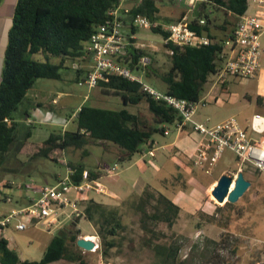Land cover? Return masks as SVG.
Returning <instances> with one entry per match:
<instances>
[{
	"label": "rangeland",
	"instance_id": "374dc122",
	"mask_svg": "<svg viewBox=\"0 0 264 264\" xmlns=\"http://www.w3.org/2000/svg\"><path fill=\"white\" fill-rule=\"evenodd\" d=\"M169 2L175 4L172 0H169ZM252 5L248 9L249 12L254 10ZM199 7V4L196 3L194 11L189 12L190 19L196 10L199 15ZM209 15L212 19L211 32L217 37L225 34L221 28L224 19L227 18L232 23L227 26L229 30L239 21L233 14H225L223 10H216L212 5ZM215 17H217L216 20ZM162 20L160 18L157 22ZM136 34L137 42L144 43V46L137 45L147 51L150 59L148 62L149 67L153 71H157V74L166 72L171 65V60L170 52L164 45L163 36L150 28L143 27L137 28ZM53 59L56 62L58 58ZM262 64L264 66V57H262ZM66 65L60 68V79L37 78L30 89L33 101L42 99L45 102L57 98L58 102L53 104V111L44 105L38 108L36 115H40L42 118L55 116L58 121L50 122L46 119L36 121L31 138V142L35 141L34 144L26 145L23 152L19 154V158L25 161L24 167H19V173H3L5 175L0 177V183L5 178H12L15 181L14 187L17 184L32 190L40 186L51 185L57 179L63 178L69 171V163H82L87 169L91 170L98 169L102 164V167H105V173L100 179L103 192L99 193L106 196V198L96 201L106 207L119 209V218L123 226L115 237L116 245L110 248L107 256L102 255L101 245L97 251H85L82 247H80V251L74 245L72 246L81 254L83 262L87 264H165L164 255L157 252L155 245L171 243H175L180 247L179 257L189 259V264H264V171L257 169L249 162H240L230 149H225L214 165H210L207 160L203 159V156L199 157L195 153L191 157L192 159H187L186 166L179 170L181 166L178 159H173L175 162L173 165H168L166 162L161 164L167 154V151L161 145L175 136L176 131H172L171 134L165 136L161 133L154 134L158 148L156 149L155 142V155L152 157L145 154V152H137L132 160L120 162L110 150V147H107L116 145L113 142L104 140L98 144L89 143L85 145L89 153L84 156H82V148L69 147L63 151L53 150L50 155L55 159L47 157L29 159L32 153L37 150L39 143L46 139L51 132L58 131L62 127L65 129L74 128L75 116L82 103L114 109L122 106L120 97L101 94L99 86L91 88L86 83L80 84L77 80V63L67 61ZM82 65L84 64L82 63ZM142 72L139 71L138 73L142 74L144 83L154 87L159 92L166 90L167 85L160 75H154V73L146 75ZM258 77L239 78L228 76L225 84L214 85L210 75L204 86L193 119L198 123L202 122L211 126L235 117L245 124L257 110H260L257 96L261 90V81ZM98 97H101V99L98 100ZM129 108L136 110L135 105H130ZM141 108L150 118L151 115L147 106H141ZM183 128H185V125H178V129ZM186 128L189 129L190 133L195 132L190 123L186 125ZM165 131L167 133L168 128ZM190 137L193 140L195 135L191 134ZM205 141L207 140L202 136L200 145L204 144ZM203 144L199 146L202 147ZM170 156L168 155V161H170ZM11 163L16 167L15 165L18 162ZM115 164L118 165L117 171L115 170ZM158 165L159 169L156 170L155 168H158ZM240 171L244 173L245 178L251 184L238 201L227 203V200H225L221 203L212 196V203L203 204L189 213L181 215L179 213L172 224L148 218V225L154 231L146 232L142 228L141 212L135 204L139 202L145 189H149L156 197L163 192L172 199L174 193H177L179 189L185 190L193 187L205 191L208 188L207 181H210L220 172L221 175L227 174L235 180ZM110 173L113 174L109 175ZM144 173L148 175V180L146 179L148 182H145V188L141 192H132L126 196L121 195L119 198L109 195L106 185H109L110 177L114 178L119 175V178L123 180L119 181L118 186L113 188L124 190L122 186L124 181L129 182L131 178L136 180L138 177H142ZM199 178H205L204 182H201ZM46 179H48V182L45 181ZM32 182L36 185L30 186L29 183ZM136 183L138 184L139 181L136 180ZM128 186L136 188L137 185L135 181H132L127 184ZM5 192V190H0V198ZM95 196H98L99 199L101 197L100 195ZM226 199H228V196ZM14 204V200L10 203H1L0 209H10ZM80 205V212L71 213L70 208L65 209L67 216L60 228L71 227V223L77 219L76 227H80L82 232H92V235L98 236L97 227L84 216L85 202ZM155 205L154 197L147 205L150 213L155 210ZM69 212L71 216H68ZM93 227L95 232H93ZM57 229L48 231L42 225H34L27 227L25 230H17L14 225H10L3 234L7 236L13 246L18 247V252L22 257L30 258V260H40L45 244L49 238L54 236ZM80 263L79 261L62 259L56 264Z\"/></svg>",
	"mask_w": 264,
	"mask_h": 264
},
{
	"label": "trees",
	"instance_id": "16d2710c",
	"mask_svg": "<svg viewBox=\"0 0 264 264\" xmlns=\"http://www.w3.org/2000/svg\"><path fill=\"white\" fill-rule=\"evenodd\" d=\"M118 2L119 0H17L0 82V177L9 173H18L19 167L25 165L19 154L23 152L33 134L34 123H26L20 119L17 112L26 101L28 90L33 87L37 78L60 79V68L67 66V61L78 64L77 80L84 81L94 67L91 56L93 65L85 69L87 56L91 55L87 50L91 36L109 19L110 8ZM211 5L214 9L223 10L225 14L231 13L238 19L248 10L247 0L201 2L199 15L192 18L189 25L198 33H206L212 38L219 37L211 32L212 19L209 15ZM130 9L129 20L137 14L146 15L152 22H157L161 18V7L157 0H137ZM186 13L187 8L183 9L180 16L183 17ZM201 17L206 18V23L203 25L198 24ZM231 24L227 18L224 19L221 28L225 35L233 32L237 25L229 30L227 26ZM137 28L139 27L125 21L124 32L130 35V44L127 48L128 57L123 62L127 63L134 72L143 71L146 75L152 73L160 75L167 85L164 92L178 98L200 101L209 76L218 66L216 59L220 45L211 43L181 46L170 41L165 42V47L172 50L171 65L166 72L157 74L149 64L143 65L140 61L148 54L145 49L136 45L135 37H131L137 32ZM151 30L160 33L164 40L168 37L163 24L153 25ZM53 58L58 59L54 62ZM145 84L143 78L142 81L132 80L119 74L100 79L97 86L100 87L101 94L120 97L122 107L114 109L82 103L75 116V128L62 127L58 131L51 132L39 143L37 150L29 159L33 160L35 157L55 159L50 155L53 150L63 151L69 147L82 148V156H84L89 153L85 145L108 140L118 146L117 158L120 162L130 161L134 154L142 150L144 144L155 142L154 134H165L166 126L182 121L180 112L168 105L165 100L156 99L147 93L144 90ZM53 99L51 103L56 104L58 101L55 103ZM130 105H135L137 111H131ZM33 106L39 108L43 103L36 101ZM141 106H147L150 118ZM15 161L18 162L16 167L11 163ZM69 164L73 169L72 177L75 182L83 179L85 171L89 177L99 178L105 170L103 165L100 166L101 168L91 170L82 163ZM154 197L155 210L150 213L147 205ZM135 206L141 212V224L146 232L154 231L148 225V218L172 224L180 211V206L163 192L156 197L149 189L143 191ZM119 215V209L116 207H106L94 199H90L84 205L85 218L97 227L96 232L101 238V253L104 256H107L110 248L116 245L115 237L123 226ZM77 222L78 220L75 219L71 227L56 230L40 260H21L18 252L8 246V240L1 234L0 261L3 264H48L67 259L87 264L83 262L81 254L72 247L74 245L81 251L77 245L81 232L76 227ZM155 249L164 255L165 264H189V259L179 257L180 247L175 243L158 244L155 245Z\"/></svg>",
	"mask_w": 264,
	"mask_h": 264
},
{
	"label": "built area",
	"instance_id": "2783aa9c",
	"mask_svg": "<svg viewBox=\"0 0 264 264\" xmlns=\"http://www.w3.org/2000/svg\"><path fill=\"white\" fill-rule=\"evenodd\" d=\"M126 0L119 2L110 8L109 19L92 34L87 50L90 51L94 67L85 78L79 81L80 84H88L91 88L96 87L100 79H106L112 74H119L132 80L142 81V74L134 72L128 66L125 58L128 57V45L130 44L127 33L124 32L125 21L135 27L150 28L160 24L152 22L146 15L137 14L130 20L128 18L130 7L125 5ZM188 5L187 13L180 20L164 26L168 32L165 42H172L177 45L200 46L217 43L220 45L218 66L211 74L214 85H223L228 76L239 78H253L259 76L261 90L257 96V102L261 109L257 110L252 117L242 123L235 117H231L215 125L198 123L193 119L199 101H190L178 98L166 92H159L154 87L145 84L144 90L156 99H163L173 108L177 109L182 115V121L177 122L179 126L191 124L192 128L200 133L207 141L202 147H198L196 154L203 156L210 165L217 163L221 153L225 149H230L240 162H249L257 169L264 171V0H247L248 9L252 5L253 12L247 10L230 34L222 38H212L206 33H198L191 28L189 22V12H193L197 0H185ZM206 23V18L198 20L199 25ZM132 35L131 37H133ZM172 53V50H169ZM148 60V61H147ZM148 56L141 58V63L147 65ZM57 102V98L53 99ZM166 132V131H165ZM155 142L146 143L142 146L141 153L154 156ZM118 165L115 164L117 171ZM109 170V169H108ZM208 171V170H207ZM73 169L63 178L57 179L51 185L33 188L34 192H39V196L34 198L27 205L12 207L8 210L0 209V231L3 234L5 229L14 225L17 230H25L29 226L42 225L52 231L61 226L67 216L66 208L71 209V213L80 212L83 202L90 199L91 192H103L101 177H89L87 171L83 173V179L75 182ZM110 173L109 175H112ZM233 180L231 188L234 186ZM35 186V183H29ZM15 181L11 180L3 185L2 190L5 194L0 198L1 203L12 202V189ZM226 200V199H225ZM69 212L68 216H71ZM95 245L92 249L85 251H97L100 248L99 236L90 237ZM89 239V237H86Z\"/></svg>",
	"mask_w": 264,
	"mask_h": 264
},
{
	"label": "crops",
	"instance_id": "0c3cea01",
	"mask_svg": "<svg viewBox=\"0 0 264 264\" xmlns=\"http://www.w3.org/2000/svg\"><path fill=\"white\" fill-rule=\"evenodd\" d=\"M203 1L204 0H197L196 3H198L200 6L201 2H203ZM16 2H17V0H0V82L2 79V68H3L4 54H5V49H6V46L8 43V38H9L8 35H9V30H10L11 25H12L13 13H14V8L16 5ZM136 2H137V0H126L125 5L131 8ZM172 2L175 4H171L169 2V0H157L158 5L161 7V18L163 19L159 23H162L163 26H165L169 23L176 22L179 19V17H181L180 14L182 13L183 9L188 8V5L185 2V0H172ZM197 15L198 14H197V10H196V12L192 15L191 19L194 17H197ZM126 31H128V28H126ZM136 35L137 34L135 33L134 37L136 40V45L140 44V45L144 46L143 45L144 43L137 42ZM223 35H225V34H223ZM223 35L219 38H222ZM87 58H88V60H87L88 62H87V66L85 68L86 70L88 68H91L93 65V62L91 60V55H88ZM85 72L86 71H84V74H85ZM30 92H31V90H28L27 97H26L27 99L23 103V106L20 109V111L17 112V115H19V117H21L20 119H22L23 121H25L28 124L34 123V127L36 126V121H38V119L39 120L40 119H46L47 121H50V122L58 121L57 119H55V116H51V117L46 116L45 118H42L40 115H36L38 108H35L33 106L34 102L40 101L41 103H43V106L45 105V106L49 107L50 109L54 108L53 103H51L50 100H47L44 102L42 99L36 100L33 102V100L31 99V93ZM99 99H101V97H98V100ZM258 106L261 109L260 104H258ZM131 111H137V109L131 110ZM32 115H35V116H32ZM64 124L66 125V122ZM75 126H74V128H75ZM166 128H168V132L165 134L161 133L162 135H164V136L169 135V134H171L172 131H176V133H175V136L173 138L167 140L166 142H164V144L161 145L163 147V149H165L167 151L166 157L163 158L161 164H164V162H166L168 165L169 164L173 165L175 163L173 159H178L180 161V166H181L179 170H182L183 166H186L185 164L188 163L187 159H189V158L192 159L191 157H193L194 154L196 153L198 146L200 145L202 135L200 133H197L196 131H195L196 133L195 132L190 133L189 129L186 128V125H185V128L178 129V123L177 122L170 125V126H166ZM191 134L195 135L193 140H191V137H190ZM32 136H33V134H32ZM32 136H31V138H32ZM31 138L29 139L27 145H30L31 143L35 142V141L31 142ZM154 140L156 142V149H157L158 148L157 140L156 139H154ZM107 147H110V150L115 154V156H117V154L119 153V148L117 145L116 146L109 145ZM168 155H171L169 158L170 161H168ZM21 161L25 162L22 159H21ZM155 169L156 170L159 169V165H158V168H155ZM102 173L104 174L105 172L103 171ZM220 175H221V172H220V174L218 173L216 176H214L210 181H207L208 188L205 191H203L201 189L199 190V189H196L193 187H189L188 189H185V190L184 189L177 190V193H174L172 200L180 206V212H179L180 215L183 213L192 212L194 209H196L197 207H200L203 204H207L209 202L212 203V200H213L212 190H213L214 186L217 184V180L220 177ZM102 177H103V175L101 176V179H102ZM110 178L111 179L108 181L110 183H109V185H106V186L108 188L109 195H113V196H115V198H119L121 195L126 196V195H128L132 192H136V191L141 192L145 188L144 187V185H146L145 182H148V181H146V179L148 180V175H145V173H144V175L142 177H138L136 179L139 181L138 184L136 183L135 179L131 178V181H129V182L135 181V184L137 185L136 188H133L131 186L127 187V184L129 182L124 181V183L122 184L124 190H122V188H120V190H117V189H114L113 187L118 186V182L122 181L123 179L119 178V175H117L114 178L113 177H110ZM192 178H193V176H192ZM204 179L205 178H201L200 181L204 182L203 181ZM11 180H13V179L12 178H5L0 183V189H2V185H5V183H7L8 181H11ZM45 181L48 182V179H46ZM21 186H23V185H17L16 184V187H13V189H12L13 197L15 196V198H13L14 202H15L13 207L27 205L34 198H37L39 196V192H34L31 189H27V188H24ZM95 195H100L101 196L100 199L98 198V196L96 197ZM90 197L94 200H101L102 198H104V199L106 198V196H102L101 193H98V192H91ZM105 201H108V200H105ZM3 210H8V209H3ZM78 228L81 230L80 227H78ZM81 232H82V230H81ZM93 232H95L94 227H93ZM4 233H5V231H4ZM1 234L2 233L0 231V235ZM2 235L8 240V246L11 249H14L15 251L18 252V247L13 246L5 234H2ZM90 236H93L92 232H82L79 237H90ZM50 240H51V238H49L48 242L45 244L43 253H44L47 245L49 244ZM18 254H19V252H18ZM19 257L21 258V260L31 261L30 258L22 257L21 254H19ZM61 260L62 259L48 263V264H56V263L60 262ZM0 264H3V263L0 261Z\"/></svg>",
	"mask_w": 264,
	"mask_h": 264
},
{
	"label": "water",
	"instance_id": "95a60500",
	"mask_svg": "<svg viewBox=\"0 0 264 264\" xmlns=\"http://www.w3.org/2000/svg\"><path fill=\"white\" fill-rule=\"evenodd\" d=\"M232 182L233 178L231 176L227 174L221 175L218 183L212 190L213 196L220 202L225 201L228 196L227 201L234 203L238 201L251 184V182L245 178L242 171L238 172L237 178L235 179V185L230 190ZM77 245L86 250H90L94 247L95 242L92 239H86V237H79L77 239Z\"/></svg>",
	"mask_w": 264,
	"mask_h": 264
},
{
	"label": "bare ground",
	"instance_id": "6f19581e",
	"mask_svg": "<svg viewBox=\"0 0 264 264\" xmlns=\"http://www.w3.org/2000/svg\"><path fill=\"white\" fill-rule=\"evenodd\" d=\"M234 185H235V182H234ZM233 187H234V186H233ZM212 188H213V187H212ZM226 200H227V199H226ZM221 203H222V202H221ZM90 237H91V236H90ZM90 237H89V239H91Z\"/></svg>",
	"mask_w": 264,
	"mask_h": 264
}]
</instances>
